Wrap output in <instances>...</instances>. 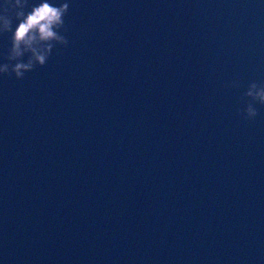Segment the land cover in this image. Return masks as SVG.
<instances>
[{
  "label": "water",
  "instance_id": "1",
  "mask_svg": "<svg viewBox=\"0 0 264 264\" xmlns=\"http://www.w3.org/2000/svg\"><path fill=\"white\" fill-rule=\"evenodd\" d=\"M64 21L44 65L0 74L3 264H264V104L244 95L264 3L70 0Z\"/></svg>",
  "mask_w": 264,
  "mask_h": 264
},
{
  "label": "clouds",
  "instance_id": "2",
  "mask_svg": "<svg viewBox=\"0 0 264 264\" xmlns=\"http://www.w3.org/2000/svg\"><path fill=\"white\" fill-rule=\"evenodd\" d=\"M69 4L70 0H0V33H11L0 74L11 72L20 79L36 65H44L56 45L67 44L63 29ZM244 95L264 104V83L250 82ZM243 113L252 119L257 109L249 102Z\"/></svg>",
  "mask_w": 264,
  "mask_h": 264
}]
</instances>
